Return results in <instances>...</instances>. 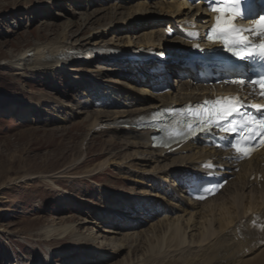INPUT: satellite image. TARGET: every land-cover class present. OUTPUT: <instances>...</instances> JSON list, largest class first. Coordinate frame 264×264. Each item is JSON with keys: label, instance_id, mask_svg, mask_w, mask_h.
I'll use <instances>...</instances> for the list:
<instances>
[{"label": "rangeland", "instance_id": "374dc122", "mask_svg": "<svg viewBox=\"0 0 264 264\" xmlns=\"http://www.w3.org/2000/svg\"><path fill=\"white\" fill-rule=\"evenodd\" d=\"M119 2L0 0V264H126L141 260L149 246L156 243L155 237L135 238L136 231L147 230L152 222L136 227L138 229L123 227L119 229L121 234L102 231L118 225L116 209L131 212L134 208L138 212L136 219H126L134 224L138 218L148 216L145 214L154 213V208L145 210L155 200L149 198L151 193L142 197L139 192L144 189L135 180L137 178L118 163L132 158L134 149L125 144L132 139L107 128L89 131L93 119L102 110H107L101 103L112 102L119 109H129L132 97L123 96L119 86H103L99 79L68 70L84 61H75L55 70L26 71L7 64L18 53L54 40L63 29L65 17H70L73 11L87 15L95 13L85 27L77 21L71 33L80 38L93 34L95 38L90 41V47L95 42L99 47L114 35L125 38L130 34L136 41L137 34L133 33H137L139 27L134 32L119 29L127 26L124 16L127 10L134 11L138 2L121 1L122 6L116 14L110 7ZM138 17L136 25L142 24L145 15L138 14ZM114 42L109 45L120 48L116 44L119 42ZM133 45L132 49L137 48ZM97 59L90 62L88 68L119 64ZM103 72L106 78H123L110 75L113 71ZM77 76L82 80L74 82ZM87 81H92L94 87L84 96L81 87L77 86ZM63 116L65 120L59 118ZM115 153L116 163L95 175L89 172ZM136 167L145 170V166ZM130 198L131 201H127ZM181 213L178 211L177 214ZM69 225L75 227L66 228ZM80 233H91L97 238L96 242L76 239L74 235ZM123 236L127 246L117 254L106 255L97 248L108 244L110 237L119 240ZM109 248L105 250L111 251Z\"/></svg>", "mask_w": 264, "mask_h": 264}, {"label": "bare ground", "instance_id": "6f19581e", "mask_svg": "<svg viewBox=\"0 0 264 264\" xmlns=\"http://www.w3.org/2000/svg\"><path fill=\"white\" fill-rule=\"evenodd\" d=\"M116 1L138 2L134 11L127 10L124 23L127 22L128 24L119 30L124 28L128 32H134L137 27L140 30L133 33L137 34L136 41L132 40L130 34L125 38L114 35L112 39L103 41L104 43L100 47L110 48L112 46L109 44L115 43L114 41L119 42L116 44L122 49L133 48L131 47L133 44L139 49L155 48L160 50L187 45L179 38L169 35L166 28L167 26H183L186 20L194 19L197 12L196 7L184 1L175 0ZM121 6V3L114 4L110 8L116 12ZM199 10H202V7H198ZM206 13L196 20L199 26L203 22V17L207 15ZM138 14H144L145 18L142 24L136 25V20L140 19ZM93 16H95L93 12L87 15L73 11L70 17H65L63 29L54 40L46 44L38 43L26 51L18 53L6 62L10 66L28 71L55 70L75 61H84V64L73 65L68 70L77 71L80 76L99 79L100 85L103 86L108 84L110 88L119 86L124 92L123 96L126 98L132 97L133 100L131 99L132 101L129 103L131 107H128L129 109H119L120 107L112 102L101 103L102 107H106L107 110L111 108H114V110L111 112L102 110L99 116L90 123L89 131L93 133L100 128H107L116 134L124 133L132 139L131 142H125L127 148L134 149L133 155H131L132 158H129L130 160L125 158L124 160L128 161L123 163V160H121L118 163L121 166L124 165L137 178L135 180L144 189L139 192L142 197L146 198L151 193L149 198L155 200L150 206H146L145 210L150 211L151 208H154V213L151 211L152 214H145L148 215L147 217H137L139 221L134 224L132 221L126 222L128 219H136L135 215H138V212L134 208L130 209L127 206L131 212L126 211L124 208L116 209L115 214L118 216L116 218H119V222H116L118 225L104 228L102 231L121 234L119 229H123V227L125 229L130 227L138 229L136 227L152 222L147 230L142 228L143 230L136 231V237H132L137 240L155 237L156 243L149 246L147 254L141 260L126 264H264V242L262 241L264 235L260 236V233L250 229L254 214L260 217L264 216V183L260 185L257 180H249L251 175L257 171L264 173V166H261V161L252 160L242 163V169L236 178L231 180L219 195L203 202L189 200L186 192H182V185L179 180H184L190 174L199 175L203 172L201 162L206 157L213 155L221 158V153L191 143L171 149L154 148L151 140L152 131L139 130L132 123L141 115H149L158 106L173 102H185L189 99L198 100L197 88H190V82H188L183 87L179 86L175 92L159 96L151 90L152 83L150 80L156 78V76L149 74L150 72L146 70L145 65L137 67L129 63H120L116 67L101 65L97 69L88 68L87 65L95 59L83 60L81 57L92 48L97 47L96 45L99 43H92L93 46L90 47V41L93 37L95 38L93 34L92 36L80 38L77 34L71 35V33L73 26L78 24L77 21L82 27L90 23ZM131 24L134 26H131ZM97 60L103 63L106 61L101 58ZM103 71H113L109 74L121 75L123 78H106ZM167 71L174 79L182 69L179 64L169 63ZM139 74H141V77H138ZM80 76L72 77L74 82L81 81ZM92 83V81H87V83L80 84L77 87H81V93L87 96L89 94L88 90L94 87ZM125 102L129 101L125 99ZM55 116H58V113ZM59 118L66 119L65 116ZM116 155L117 153L101 161L89 172L95 175L109 164L116 163ZM163 161L165 162L162 163ZM139 165L145 166V170H139L136 167ZM148 166L151 168L148 169ZM166 183H168V186H166ZM153 190L156 193L152 192ZM132 194L137 195L136 192ZM131 199H127V201H131ZM163 210L166 212L160 214L159 211ZM178 211L182 212L181 215L177 214ZM150 215L155 217L151 218ZM159 215L163 216L159 217ZM173 215L175 217H172ZM107 216L111 215L107 214ZM68 227L74 228L75 226L69 225L66 228ZM74 236L76 239L92 243H95L97 239L91 233H80ZM125 236L119 240H116L117 237H110L111 240L108 244L100 245L97 248L106 255L117 254L127 246ZM108 246L111 251L105 250L108 249ZM106 255L105 257H107ZM116 264L125 263L116 262Z\"/></svg>", "mask_w": 264, "mask_h": 264}, {"label": "snow or ice", "instance_id": "6c2138e0", "mask_svg": "<svg viewBox=\"0 0 264 264\" xmlns=\"http://www.w3.org/2000/svg\"><path fill=\"white\" fill-rule=\"evenodd\" d=\"M207 3L209 11L217 13V15L215 16L216 22L205 34L206 39L214 43H222L224 49L232 56L249 62V65L256 62L264 64V15L256 20L257 27L255 29L238 28L234 21L238 18H244L238 7L240 0H207ZM189 35L196 37L199 34L189 33ZM195 46L199 47V45ZM226 83L238 84L241 87L252 85L254 89L259 87L261 89L260 94L264 96V76L248 80L239 78L226 81ZM242 107L243 103L238 96L217 97L211 101L205 100L195 106H187L181 110L182 118L174 121V131L177 136L181 134L191 135L198 126L201 131H211L212 127H217L221 131L231 133L236 131V123L230 118L234 115H240V127L246 129L248 135H242V143H234L232 147L241 156H246L249 154L247 141L254 134H257L255 126H258L259 132L264 134V117L243 115L240 112ZM251 107L256 108L257 111L261 110V106L252 105ZM214 115L219 116V121L227 122L229 126L223 127L220 122L214 123ZM261 230L264 231V225L261 226Z\"/></svg>", "mask_w": 264, "mask_h": 264}]
</instances>
